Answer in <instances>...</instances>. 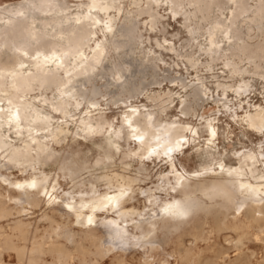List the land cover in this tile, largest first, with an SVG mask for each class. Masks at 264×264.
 <instances>
[{"label":"bare ground","instance_id":"1","mask_svg":"<svg viewBox=\"0 0 264 264\" xmlns=\"http://www.w3.org/2000/svg\"><path fill=\"white\" fill-rule=\"evenodd\" d=\"M225 1L234 6L219 21ZM161 10L182 20L191 52L152 38L165 31ZM254 27L261 40L249 47ZM168 54L196 72L220 61L241 80L234 87L213 74L223 99L198 73L145 93L168 79L160 72L179 68ZM262 62L264 0H29L1 9L0 264H264V146L226 163L220 118L204 106L211 99L245 134L264 137V106L239 113L227 97L232 90L241 105L252 87L243 75L264 80ZM44 166L77 190L59 192V174Z\"/></svg>","mask_w":264,"mask_h":264},{"label":"rangeland","instance_id":"2","mask_svg":"<svg viewBox=\"0 0 264 264\" xmlns=\"http://www.w3.org/2000/svg\"><path fill=\"white\" fill-rule=\"evenodd\" d=\"M27 1H29V0H0V10L3 9V8H7V7L21 6ZM74 3L75 2H72V3L70 2V5H73ZM250 3L253 4L254 1H253V3H252V1H250ZM232 4H233V2H231V1H229L227 3L225 1L224 5H223V12L221 14L222 16H220L219 19H218L219 21H225L227 19L226 17L230 13L229 9L234 6V4L233 5ZM161 11L160 12L165 15V18L163 20L164 30L165 31L152 33L151 34L152 38L153 37H157L160 40V42H162L161 40L164 37V38L174 42L175 46L181 52H187V51H188V53L191 52L190 51V47H189V41H187L190 38V36H188L189 35V34H187L188 32L186 33L185 28L182 27V25H181L182 20L181 19H177L176 20V18H172L171 14H170V12L168 10H167V12H165L166 10L165 11L161 10ZM202 26H204V28H205L206 25L202 23ZM159 29H162V27L159 26ZM203 31L204 30H201V33H203ZM254 33L255 34L257 33L255 27H254V30H252L248 34L249 37L248 36L246 37V43H247V45L249 47L250 46H254L255 42H258V41L261 40V39L257 40L255 38H253V36L255 35ZM171 34H172V36H171ZM161 36H162V38H161ZM187 36L189 37L188 39H187ZM248 39H250V40H248ZM178 41H179V43H178ZM251 43L253 45H251ZM183 45H185V46H183ZM195 51H196L195 52V57H197L198 56L197 55L198 52H197V50H195ZM165 58L171 64H173L172 63L173 61H177L178 64H179L180 70H179V68H177L175 70L171 69V70H169L166 73L160 72L161 73L160 74L161 77L164 76L165 78L167 77L168 79H165V81L161 84V86L153 85V86L149 87V89L147 91H145V93L151 94L154 91H156L157 89L162 88V87H164L166 85L171 86V85L175 84L174 79H176L177 77H178V79L184 80V82H189L190 79H194L195 75L198 73L199 76L203 75L202 77H204L206 79L205 80L206 83L208 82V86H209V88L212 91L213 98H215V99H223V98H225V96L221 95V90L216 88V86H215L216 79L212 78L213 74L217 73L219 75V77H218L219 81L231 83V84L234 85V87L238 86L239 85V80H241V76L234 75L235 77L233 76V78H231L230 75L227 72V69H225L224 67H222V69H221V66H223V65H222V63L220 61H217V62L213 63L212 64L213 66L211 65L212 66V70H208V72L206 71L208 69L207 67L205 69H202L204 67H199L197 72H196L195 69L191 68L188 65V63L185 62L184 59H176L175 56L172 55V54H168ZM201 59L204 60V56H202ZM179 60L181 61V63H180ZM247 62H248V60L245 61V59H244V61L239 64V67L242 68L245 65H248ZM181 64L183 66L187 67V70L185 68H183V66ZM262 67L264 69V62H262ZM183 69L185 71H183ZM263 69H262V71H264ZM177 70H179L180 72H178ZM221 70H223V72ZM209 72H210V74H209ZM220 76L222 78H220ZM228 77H229V79H228ZM243 78L245 80L248 79L247 82L252 87L250 88V90L248 92H245L244 95L242 94L241 99H242L243 103L241 105H238V101H239L240 98H238L236 96V94L233 93L232 90H230V89L227 90L228 99L232 101L231 102L232 104H235L234 108L239 113H241V111L243 109H245V110L246 109H252V105L253 104H260V105L264 106V88H263L264 87V84H263L264 80H263V78L261 76L257 75V74H253L252 75V71L249 72V74H247V73L244 74ZM260 83H262L263 85L260 84ZM176 89H178V88L175 87V90ZM38 93H40V92L35 90L33 93H31V96H37V95H39ZM54 93H55L54 90H47V92H46V94L48 96L49 95L51 96ZM141 98H142V96H141ZM244 99H246V100H244ZM247 103H248V105H247ZM204 106H205V110H206L205 116H211V117L215 116V117H219L220 118V121L218 122V127H219V130H218V133H219V147H220V150L222 152H223V148L226 149V152H225L224 157H223L224 161L226 163H228V164H235L236 163V160H235V157H234V153H235L236 150H240V149L243 150V149H248L250 147H256L257 148L258 146H264V137L261 136V134L253 133V132H248V133L245 134L242 131V129H240L237 125H235V123L233 122L232 118L228 117L229 112H225L223 108L217 107L212 102L211 99ZM216 108H219L220 111L217 112ZM110 111L111 110H107V112H109V113H110ZM112 111L115 112L117 110L114 109V107H112ZM199 113H201V110H200ZM192 120H193V122L198 123V121H200V117L199 116H193ZM227 122L229 124L228 126L226 125ZM228 128H230V130H232V133L228 135L229 138L227 139L225 131H227ZM89 148L90 149H87V148L84 149L85 153H84L83 158L87 159L89 162L92 163L93 162V157L92 156H93V154L95 152V149L91 148V147H89ZM88 150H90V151H88ZM43 169H45L51 175H54L55 173L59 174L58 180H59V183L61 184V189L59 190V192H61L62 189L64 191H66V192H75L77 190L76 188L72 187L73 185L70 182V180L67 177H64L62 175V173L59 172V170L55 166H44ZM13 173H14V175H18L19 174L16 170H13ZM153 174H155V171L153 172ZM86 175H87L86 171H84L83 176L85 177ZM152 177L153 178H151L150 181H155L156 180V176H152ZM150 181L148 180L145 183H141V187L151 186ZM98 188L99 189H103L102 186H98Z\"/></svg>","mask_w":264,"mask_h":264},{"label":"snow or ice","instance_id":"3","mask_svg":"<svg viewBox=\"0 0 264 264\" xmlns=\"http://www.w3.org/2000/svg\"><path fill=\"white\" fill-rule=\"evenodd\" d=\"M213 135H214V133H213ZM89 222H91V221H89Z\"/></svg>","mask_w":264,"mask_h":264}]
</instances>
